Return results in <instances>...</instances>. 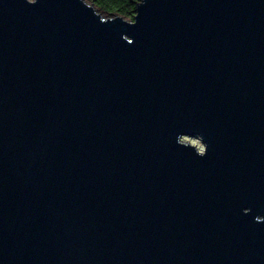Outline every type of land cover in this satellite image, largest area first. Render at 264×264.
Wrapping results in <instances>:
<instances>
[{
	"label": "water",
	"instance_id": "1",
	"mask_svg": "<svg viewBox=\"0 0 264 264\" xmlns=\"http://www.w3.org/2000/svg\"><path fill=\"white\" fill-rule=\"evenodd\" d=\"M0 264H264V0H0Z\"/></svg>",
	"mask_w": 264,
	"mask_h": 264
},
{
	"label": "trees",
	"instance_id": "2",
	"mask_svg": "<svg viewBox=\"0 0 264 264\" xmlns=\"http://www.w3.org/2000/svg\"><path fill=\"white\" fill-rule=\"evenodd\" d=\"M104 12H115L127 19H132L138 0H89Z\"/></svg>",
	"mask_w": 264,
	"mask_h": 264
},
{
	"label": "rangeland",
	"instance_id": "3",
	"mask_svg": "<svg viewBox=\"0 0 264 264\" xmlns=\"http://www.w3.org/2000/svg\"><path fill=\"white\" fill-rule=\"evenodd\" d=\"M100 11H102V10H100ZM102 13L104 15H108V12L102 11ZM183 139L184 140H188L192 144H195L199 149L202 148V143H201L200 139L198 137H196V136H194V137L184 136Z\"/></svg>",
	"mask_w": 264,
	"mask_h": 264
}]
</instances>
